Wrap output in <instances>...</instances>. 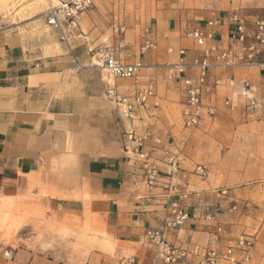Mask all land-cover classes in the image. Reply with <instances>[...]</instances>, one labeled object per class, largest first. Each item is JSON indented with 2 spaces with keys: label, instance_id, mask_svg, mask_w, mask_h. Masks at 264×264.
I'll use <instances>...</instances> for the list:
<instances>
[{
  "label": "crops",
  "instance_id": "0c3cea01",
  "mask_svg": "<svg viewBox=\"0 0 264 264\" xmlns=\"http://www.w3.org/2000/svg\"><path fill=\"white\" fill-rule=\"evenodd\" d=\"M177 7L162 5L149 18L155 48L144 54V28L126 29L116 56L144 65L135 79L115 78L95 65L97 48L115 41L95 3L75 29L45 26L36 35L19 30L29 23L0 27V203L14 206L12 227L0 230L13 235L12 258L0 257V264H164L143 243L144 233L166 219L161 190L139 183L123 150L128 122L105 96L110 87L132 95L149 79L157 82L156 96L138 110L134 124L161 139L147 146L158 162L168 152L183 155L178 190H189L175 196L189 218L168 240L222 248L253 234L247 264H264V71L213 68L211 78L220 80L210 98L215 115L186 128L183 88L165 78L163 65L176 62L180 47L188 49V60L196 53L188 29L233 9L218 8L195 23L190 17L196 9ZM253 15L264 16V8L247 19ZM216 38L228 45L226 26L216 29ZM225 97L233 110L223 105ZM197 164L205 166L206 177L194 173Z\"/></svg>",
  "mask_w": 264,
  "mask_h": 264
},
{
  "label": "built area",
  "instance_id": "2783aa9c",
  "mask_svg": "<svg viewBox=\"0 0 264 264\" xmlns=\"http://www.w3.org/2000/svg\"><path fill=\"white\" fill-rule=\"evenodd\" d=\"M50 1L51 4L45 8L42 17L44 26L54 29L60 28L61 24L75 29L80 17L94 6L93 0ZM247 17V13L235 9L227 12L224 17H213L188 29L185 37L193 42L196 53L188 60V49L180 47L176 50V62L163 65L165 78L169 81H179L183 88L182 116L186 128L195 127L202 120L215 115L216 107L210 98L220 80L211 78L213 68L258 66L264 71V16L253 15L251 20ZM109 26L115 41L105 42L97 48L94 54L97 59L95 65L115 78L135 79L144 65L140 61L125 63L116 56V51L124 47L126 26L116 20L109 23ZM220 26L227 28L226 46L221 45L216 38V29ZM149 33V28H145L139 48L140 54L155 48ZM167 52L172 53L174 50L168 47ZM244 86H248V83L244 82ZM156 90V80L149 79L132 95H122L113 87L108 88L105 93L106 99L117 107L119 117L128 122L123 131V150L128 155V160L138 169L139 183L148 189H160L158 197L165 202L167 216L163 225L147 230L143 243L153 249L164 264H247L252 259L255 244L253 234H242L222 248L199 249L188 243L177 244L168 240L167 234L182 226L189 218L185 208L175 200V196L186 197L189 190H178L177 176L181 170L183 155L168 152L163 160L158 162L147 146H150V141L155 146L160 145L161 139L148 130L138 129L134 124L138 110L156 96ZM252 104L251 101L248 106ZM223 105L229 110L234 109L229 97L224 98ZM194 173L204 178L207 169L204 165L197 164ZM215 191L219 195L228 193L226 188H217ZM205 219L212 220V217L206 215ZM216 231L220 232L221 227L217 226ZM0 257L11 259V246L0 243ZM131 262L132 260L128 259L119 264Z\"/></svg>",
  "mask_w": 264,
  "mask_h": 264
},
{
  "label": "rangeland",
  "instance_id": "374dc122",
  "mask_svg": "<svg viewBox=\"0 0 264 264\" xmlns=\"http://www.w3.org/2000/svg\"><path fill=\"white\" fill-rule=\"evenodd\" d=\"M94 3L95 7L99 9L100 16L109 19L108 23L113 20L121 21L127 30L139 27L147 28V21L154 11L165 4L178 5L177 10L180 9V6L181 8L185 6L186 9H196L197 12L190 17V20L195 23L205 20L208 18L209 12L218 8L242 10L247 14L264 8V0H162L159 2L155 0H94ZM50 4L49 0H0V27L29 23L28 27L19 30L24 32L27 29L32 34L38 35L46 29L42 13ZM175 115L179 117L177 109ZM7 204L13 206L11 201L0 203L1 214L9 213ZM9 214L10 221L8 220L0 230L12 227L10 222L13 220V212ZM12 237V234H1L0 243L10 246Z\"/></svg>",
  "mask_w": 264,
  "mask_h": 264
},
{
  "label": "bare ground",
  "instance_id": "6f19581e",
  "mask_svg": "<svg viewBox=\"0 0 264 264\" xmlns=\"http://www.w3.org/2000/svg\"><path fill=\"white\" fill-rule=\"evenodd\" d=\"M49 2L51 3L50 0H49ZM6 207L8 208L9 213H11L12 210L14 209V208H13L14 206H12L11 204H7ZM4 211H5V210H4ZM1 213H2V211H1V209H0V228L4 227L5 224H7V221L9 220V219H8V216L10 215L9 213H5V214H1ZM9 221H10V220H9ZM5 228H6V227H5Z\"/></svg>",
  "mask_w": 264,
  "mask_h": 264
}]
</instances>
